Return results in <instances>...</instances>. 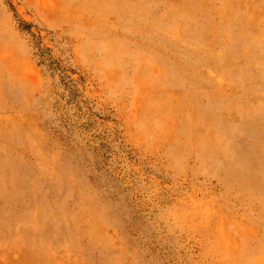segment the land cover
I'll list each match as a JSON object with an SVG mask.
<instances>
[{"label":"rangeland","instance_id":"rangeland-1","mask_svg":"<svg viewBox=\"0 0 264 264\" xmlns=\"http://www.w3.org/2000/svg\"><path fill=\"white\" fill-rule=\"evenodd\" d=\"M0 264H264V0H0Z\"/></svg>","mask_w":264,"mask_h":264}]
</instances>
